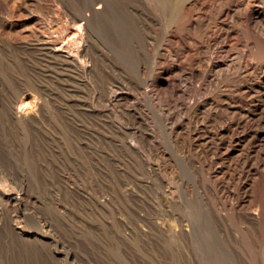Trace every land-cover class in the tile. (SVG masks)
<instances>
[{
    "label": "bare ground",
    "instance_id": "6f19581e",
    "mask_svg": "<svg viewBox=\"0 0 264 264\" xmlns=\"http://www.w3.org/2000/svg\"><path fill=\"white\" fill-rule=\"evenodd\" d=\"M30 1L31 2H28L26 0H0V35H3L1 33L6 32L5 36L8 34L7 36L11 39V40L9 39V41L15 42V45H17V46H21L22 45L21 42H23V41H21L22 39H19V38L22 35L18 34V35H20L18 37L17 35L14 34L15 33L14 31H16V30L13 31L14 33L12 32L14 25H15V18L20 15V12H21V9L23 8L22 6H23L24 2L25 3L28 2L30 4L32 3L33 7L35 6V7L39 8V12H40L39 21L41 19L43 24L40 23V25H43V27H41L42 30L39 32H36L38 30V28H37V30H35L34 34H31V31H30L29 34H31V36H32V39H31L32 42L29 45L33 48V50H35L37 52V53L36 52L35 53L38 54V56L40 57V60L44 59V61H46L48 63V65H47L48 69L47 68L44 69V67H43V70H48L49 72H53L54 75L53 74L52 75L55 76V78L58 81L59 80L61 81V78H63L66 82H71V83L75 84V85H73V84H70V85L68 84V85L72 88H75L76 90H77L76 85H78V83H79V85L80 84L84 85V87H86L89 90V92H90L89 96L90 97H89V100H87L86 102H83V103L81 102V104L78 103V106L76 105L77 109L79 108L78 113H80L82 115V118L84 116L85 119H86V117L87 118L89 117L88 119H91L93 117L99 119V117L102 115L104 117L109 118V119H113L115 121V122H113V128L115 129V131L118 135L117 141L119 144L118 146L115 145L116 146L115 148L119 147L121 152L126 153L127 156H131L130 158H133L135 160V162L136 161H137V163L143 162L144 159L147 158V160L148 159L152 160L150 162L155 163L157 158L154 159L155 161L153 159H151L150 151H152V150H155L154 152L157 153V155H156L157 157L161 158L162 160L164 159V158H162L163 157L162 155H164L163 152L160 150V147H157V145L159 144L158 142L160 140L162 142V139L159 137L160 140L157 141V137H158V135H156L157 133H155L154 131H151L149 133L148 131H144L141 129V125L146 124L147 114L145 111L142 110V108H141L142 104L140 105L139 103L143 102L145 104V106L147 105L148 109L150 108L149 110H151V111L153 110L152 114H150L153 116V112L156 111L157 113H159L160 110L163 109V108L161 109V107H160V109L157 107L159 102H158V104L156 103L157 101L155 102L156 97L162 99L163 103H164V101H166L167 103L168 102L169 103L174 102L176 104V106H180L178 104H179V101L182 100L181 106H180L181 108L179 107L180 110L178 112H180L181 114L183 113L182 115H184V113H186L184 116L187 115L188 118H184L183 116L180 115V113L177 112V115L179 114L180 116H179V118H177V115H176L177 121L174 122L173 120H171L172 118L173 119L175 118V116L173 115L174 116L173 117L172 114L173 113L176 114V113L173 112L172 114H170L171 115L170 116V115H167V113H169V112H166L165 113L166 116L164 115V121L165 122H163V124H165L166 121L169 122V120H171L173 123H172V126L169 125L170 128L168 126V128L170 129V132L168 131L169 136H166V135L165 136L168 137V139H169L168 141H170L171 144H173V148H176L175 154L178 156H179V154H182L184 156L183 159L185 158L186 160H191L194 167L197 168L201 172L202 177L201 176L200 177L203 179H200L199 175L196 174L199 177V179L203 180V182H204V184H203V182L200 181V183H202L201 186L203 187L205 184H207L208 186L205 185L207 187L204 186L205 188H202L205 191L204 194L200 191L197 192L198 190H196V192L199 193V195L197 194L198 197L193 198V195L191 194L189 197V199H190L189 201H188L187 196H186L187 201L186 200L183 201L182 200L184 198L182 196L183 194L181 195L182 197L178 195V191L181 190V188L180 189H179V187L177 188L178 184L176 185V187H174L173 183H176V182H174V181L171 182V180H168L166 183L164 182L165 184H163L162 183L163 180L160 178V180H162L161 181L162 184H160V182H158V181L156 182V180H158V179H156L155 182L157 184H155V186L152 184L151 187H153V188H151L150 194L148 193L149 187L146 188L147 193L149 194V196H148L149 201L148 202L152 206L151 208L153 210H148L149 212L147 211V215L145 214V216H144V214H143V216H141L142 214L140 215L139 221H140V223L143 224L142 226H144V229H142L141 226L139 225V221H137V223L135 222L136 225L133 226L134 228H132V227L130 228V229H132V231L131 230L130 231L132 232L133 247L135 250H137V251L141 250L139 244H141V243L144 244L143 242H141V243L138 242V241H140L139 238L144 237V239H147L149 237L148 235L151 234L152 231L157 232V234L160 235L161 238L162 237L166 238V239L162 238L161 239L162 241L165 239L166 241H168L169 244H172V245L175 244V246H176V244L177 245L179 244V246L183 245L184 244L183 242L185 239H189V240L191 239L193 241L194 239L199 238V236L197 237L196 232L198 231V229H200L199 227H201L200 223H202L205 226V227L202 226L204 229L207 230L209 228L210 225H207L208 226L207 227L204 224V221L206 224H209L207 222L211 221L213 223V225H211V226L216 228V229L214 228V231L215 230L217 231V229H218V227L215 226L216 224H218V225L224 224L225 225L224 227H228L229 225L226 226V224L229 223L231 227L234 226L236 228L237 234L238 233L241 234L240 236L243 237L244 242L248 241V240H249L248 242H250V238L254 239L259 234H264V23L262 25L260 24L261 26L259 24L258 25L256 24L257 20L264 21V12H259L256 9V3H257V1H260V0H30ZM257 4L259 5L261 3H257ZM28 6H30V5H28ZM26 7H24V8H26ZM262 7H263V5H262ZM33 9H35V8H33ZM39 12L37 11L38 15H39ZM37 17H39V16H37ZM187 30L190 32V34H192L191 36L189 35L191 40L189 41V43H187L189 45V47H186L187 45L184 46L183 48L181 47L182 50H180L179 51L180 53H178L177 48L184 45L183 43H182V45H180L181 44L180 38L183 37V35L178 38L179 33L181 35V32H185ZM188 31L186 33H188ZM186 33H184L185 36H187ZM31 36H29V37H31ZM185 36H184V38H185ZM6 37H3V38L5 39ZM29 37H27V38L30 39ZM157 37H161V41H164L163 43H167V47L166 46L162 47L164 45H160V43H159L160 46L158 45L155 47L154 46L155 43H153V41L154 42L158 41V39H156ZM27 38H25V39L23 38V40L26 41ZM4 39H3V41H4ZM5 41H6V39H5ZM5 41L3 43H5ZM9 41H6V43ZM141 41H142V44L145 46L140 44ZM28 43H30V42H28ZM102 45L110 47L115 52L116 51L120 52L119 55L123 54L122 56H124V54H126L129 51L131 53H136L138 55V58L142 57L141 58L142 61H139L138 58L136 59L139 61V63L137 64L138 67L135 69L137 70V73L140 76L139 78L142 79V80L140 79L141 82H139V81H138L139 83L136 82L138 84L134 90L136 92H134V93L132 91L130 92L131 87H130V89L126 88L125 83L123 84V83L117 82L115 80L113 81L114 83H109L106 85H104L103 84L104 82L102 81L103 83L102 82L101 83L103 85L100 88L99 84H101V83L98 84L97 73H98L99 69L103 66V62H106V60H105L106 57H104V59H103V56L107 55L104 52L105 50H103L104 48L102 47ZM155 45H157V44H155ZM11 46L12 45H10V47ZM142 46L145 48H143ZM26 48L27 47H25L24 50ZM11 49H8L7 52ZM15 49L16 48H14V50ZM105 49H107V48H105ZM111 49H109L108 54H109V52H110V54L112 52H114ZM4 50H6V49H4ZM4 50H3V52H4ZM24 50H23V52H24ZM17 51L19 52V50H17ZM25 51H27V50H25ZM183 51L185 52V54L187 52V56H189L191 54L190 57H192V58L189 59L190 61L188 60L189 62L186 60L188 58L184 59L181 56H179L182 54ZM9 52H8V54H9ZM12 52H10L9 57L15 58L16 56L12 57V55H11ZM18 52H16V53H18ZM29 52H30V50H29ZM19 53H18V55H19ZM15 54H13V55H15ZM31 54H33V53H31ZM119 55L116 58H119ZM135 56H133V57H135ZM6 57H7V55H6ZM128 57L130 59H132L131 58L132 56L129 55ZM128 57L126 56L125 58H128ZM116 58H114V59H115L116 64H118L117 65V67H118L119 63H117ZM120 58H119V60H120ZM125 60H127V59H125ZM14 61H16V60H14ZM18 61H16V62H18ZM133 61L135 64L138 62V61L135 62V60H133ZM26 62H28V61H26ZM42 62L43 61L41 60V62L38 63L39 64L38 66H40V64ZM115 62H113V63H115ZM118 62H120V61H118ZM128 62L129 61H127L126 64ZM148 62H151V64H152L151 67L149 66L150 64ZM8 63H10V61ZM34 63H37V62L34 61ZM23 64L25 65L26 63L24 62ZM42 64H44V63H42ZM129 64H132V63H129ZM185 64H189L192 67H186L187 65H185ZM13 65H14V63H13ZM24 65H22V69L25 68ZM35 65H37V64H35ZM113 65H115V64H113ZM148 66L150 68H148ZM18 67L20 68V66H18ZM30 67H31V65H30ZM10 68H12V67H10ZM17 68H16V72L18 75L17 74L16 75H17V78L19 79V78H22L24 76V74L22 76L23 72H21V69H20V71H19V69L17 70ZM40 68H41V66H40ZM113 68L115 69L116 67H113ZM127 68H131V67L127 66ZM4 70L2 71L3 73H5ZM26 70H28V69H26ZM26 70H23L24 73ZM32 70H31V73L33 74ZM39 70H41V69H39ZM101 70H102V68H101ZM179 70H180V72H179ZM105 71H107V70H105ZM109 71H111V73H113L111 68ZM176 71L181 73L180 75L178 74L180 77L177 76V73L175 75H173ZM6 72L8 73V70ZM49 72H48V74H50ZM132 72H133V70H132ZM185 72H188L189 76H192L194 78L199 77L201 79V80H199V81H201V83H198V84H200V85H197V86L191 85L192 87L185 85V87L181 88L178 85V81L182 80V76L185 74ZM13 73H15V71H13ZM122 73H125V72H122ZM209 73H210V76H211V74H213L212 79H209ZM28 74H30V73H28ZM37 74H39V73H37ZM125 74H127V73H125ZM42 75H43V73H42ZM127 75H129V74H127ZM34 76H36V75H34ZM37 76H39V75H37ZM165 76L169 77L170 79L165 78ZM28 77L29 76H26V78H28ZM122 77H123V75H122ZM125 77H126V75H125ZM37 78L39 79V77H37ZM184 78H185V76H183V79ZM31 79H32V77H31ZM34 79H36V77H34L33 80ZM40 79H41V76H40ZM40 79L35 80L33 83H30L31 82L30 78H29L30 82L28 81L29 83L24 82L25 79H24V81H23V79H19V80H22L23 83L17 81V82L21 83V85L18 88V83L16 82L17 88H18L17 92L16 93L13 92V98L9 99L8 101L7 100L5 101V103L7 102L6 105L3 103L5 106L3 107V111L1 110V112L4 113L2 115H5L6 118L15 127L19 128L24 133H28L27 137H29V134L32 137L31 133L41 132L42 131L41 127L44 125V118L46 116V113L44 111V107L46 106L45 104L48 102L47 100H49V99H47L45 97L44 92H42V90H41V85H42L43 80L40 81ZM53 80H55V79L53 78ZM57 80H55V81L57 82ZM65 81H64V83H65ZM192 81L194 82V80H192ZM192 81H191V83H192ZM54 82H53V84H55ZM183 82L185 83L184 80H183ZM206 82H208V85L205 84ZM43 83H44V81H43ZM47 83H49V82H47ZM115 83H117V84H115ZM180 83H181V86H182V84H184V83H182V81ZM195 83H196V80H195ZM59 84H61V83H59ZM44 86H45V84H44ZM46 86H47V84H46ZM44 88H42V89H44ZM148 88H152L151 90L155 89V90H157V92L155 91L156 93L151 94L150 91L148 90ZM61 89H59V91ZM75 89H74V91H75ZM52 90H53V88H52ZM52 90H51V92H52ZM67 90H69V89H67ZM70 90H73V89H70ZM57 91H58V87H57ZM136 93H137V95H136ZM81 94H83V93H81ZM210 94H211V96H210ZM58 96H59V94H58ZM50 97H51V95H50ZM68 97H69V95H68ZM135 97H136V100L139 101V103L137 101L136 102L134 101L135 103H132L133 101L130 102ZM52 98L55 102L56 100L54 99V96L51 97V99ZM190 98L192 99L191 101L188 100ZM61 100H60V103H61ZM67 100H69V99H67ZM72 100H73V97L71 98V103H72ZM187 100L189 102H187ZM2 102H4V101H2ZM51 102H53V101H51ZM129 102L132 104L128 105ZM126 104L128 107L123 108V106H126ZM162 104H160V105H162ZM175 104H174V106H175ZM55 105H53V107H51L52 111H50L51 112L50 114L53 118L56 119V121L54 120L55 122L58 121L60 123V125H63V127L65 126V128L66 127L68 128V130L66 129V131L68 133L71 129H72V131L76 130V133H77V130L78 131L85 130V131H88V133L90 131H92L91 128L94 126H91V128L88 127L89 125L85 124L86 123L85 120H84V122H85L84 124L87 127L83 123L76 122L77 120L75 118H77L78 116H77V112H76L77 110H75L74 106H73V108H72V106H70L71 108H69V107L63 108L64 105H62V104L57 105V106H55ZM61 105L63 107H61ZM47 106H48V104H47ZM102 106H103V108H102ZM167 107L169 108L168 105L165 106V108H167ZM100 108H102V109H100ZM171 108L173 109V107H171ZM171 108H169V110ZM121 109H123V110H121ZM174 109H175V107H174ZM149 110H148V112H150ZM175 110H177V109H175ZM47 111L49 113L48 109H47ZM162 111H164V110H162ZM172 111H174V110H172ZM155 114H154V116H157ZM81 115H79V116L81 117ZM48 116H50V115H48ZM158 116H160V114H158ZM79 118H78V121L79 120L82 121V119H79ZM152 118L154 119V117H152ZM152 118L150 121H152ZM128 119H130V120H128ZM155 119L158 120L156 117H155ZM101 120H100V122H102ZM126 120L132 121L133 124H128V121H126ZM162 121L163 120H161V123H162ZM55 122H53L54 125H55ZM58 122L56 125H58ZM88 122H87V124H88ZM96 122H98V121H96ZM100 122H99V125H100ZM7 123H5V124H7ZM48 123H49V127H50V125H52V124H51V122H48ZM79 124H83V125H79ZM137 124H140V125H138V127H136ZM126 125H128V126L133 125L134 128L133 127L129 128ZM98 126L96 125L95 127L97 128ZM151 126H150V128H151ZM160 126H161V124H160ZM163 126H165V125H162V127ZM49 127H46V128H48V130H50L51 127L50 128ZM63 127L61 126V128L60 127H58V128L62 129ZM104 127H107V125ZM65 128H63V129H65ZM94 128H92V129H94ZM44 129H45V125H44ZM53 129L55 130V128H53ZM53 129L51 130L52 132L57 131V129H56V131H53ZM97 129H99V128H97ZM97 129H95L96 132H97ZM108 129H109V127H108ZM132 129H133V131H132ZM153 129H154V127H153ZM21 131H20V133H21ZM45 131H47V129ZM60 131L61 130H59L57 132V135ZM66 131L64 130L63 133H66ZM48 132H45V133H48ZM61 132H60V135H62ZM132 132H134V133H132ZM92 133L93 132H91L90 135ZM72 134H73V132H72ZM94 134H95L94 137H98V135L95 132L91 136H93ZM102 134H100L99 136H101ZM166 134H167V131H166ZM24 135H22V136H24ZM41 135H39V136H41ZM44 135H46V134H44ZM64 135H66V134H64ZM83 135L82 136L80 135V136L83 137ZM159 135H161V134H159ZM80 136H78L79 139L81 138ZM85 136L88 137V135H86V133H85L84 137ZM91 136H89V137H91ZM103 136H105V135H103ZM112 136H114V135H112ZM52 137H53V135H52ZM55 137H56V135H55ZM57 137H59V135ZM22 138H24V137H22ZM62 138L63 137L60 136V140L63 141L64 139H62ZM57 139H59V138H57ZM67 139L69 140V138H65V140H67ZM73 139L75 140L74 137H73ZM112 139H114V138H112ZM27 140H30V139L27 138ZM27 140H25V142H27ZM41 140H43V139H41ZM81 140H82V138H81ZM104 140H106V139H104ZM115 140H113V141H115ZM39 141H40V139H39ZM62 141H60V142H62ZM83 141H85V140H82L81 142L84 143ZM99 141L100 140H98V142ZM55 142H56V140H55ZM67 142L68 141H66L65 143L67 144ZM110 142L112 144V140ZM70 143H71V141H70ZM92 143H95L94 140ZM92 143H91L90 147H92ZM113 143L116 144L115 142H113ZM43 144H44V142H43ZM89 144H88V146H89ZM99 144H100V142H99ZM103 144H104V142H103ZM85 145H87V144H85ZM108 145L112 146L109 144V141H108ZM31 146H34V145L31 144ZM37 146H39V144ZM71 146H72V144H71ZM77 146L79 148L81 145L79 146L76 144V146H74V147H77ZM57 147H59V144L55 148H57ZM66 147H69V144ZM222 147H225L224 150L226 151L225 155L227 157H226L225 161L224 160L222 161V159L224 157L222 158L221 156L218 155V153H220V152L217 153V150H219ZM26 148H28V146ZM101 148L103 149V148H107V147L101 146ZM58 149L59 148H57L56 150H58ZM95 149L94 150L92 149V150L98 151V152H96L97 154L95 153V158H96V155L99 154L100 148L97 150H95ZM27 150L25 149V151H27ZM68 150L70 152L72 151V149L71 150L68 149ZM74 150H75V148H74ZM224 150H223V152H225ZM47 151H48V149H47ZM89 151H91V150H89ZM105 151H109V149L108 150L105 149L104 152ZM111 151H110V153H111ZM76 152H77V149H76ZM79 152H80V150H79ZM79 152H77V153H79ZM81 152H82V150H81ZM85 153H82L81 155L83 156V154H85ZM87 153H89V152H87ZM107 153H109V152H106V154ZM165 153H166V151H165ZM44 154L45 153H43V155ZM106 154L104 153L103 155H106ZM221 154H223V153L221 152ZM29 155L30 154H27V156H29ZM31 155L33 156V154H31ZM176 155H173V156L176 157ZM24 156H26V155H24ZM110 156H111V154H110ZM121 156H123V155L121 154ZM84 157H86V155H84ZM114 157L117 158L116 155ZM159 158H158V161H159L158 163H161ZM181 158H182V156H181ZM119 159H122V158H120V156H119ZM37 160H38V158H37ZM130 160H132V159H130ZM147 160H146V162H147ZM180 160H177V161L179 162ZM33 161H35V160H33ZM95 161H96V159H95ZM117 161H118V159H117ZM117 161H116V164H117ZM122 161H123V159H122ZM163 161L165 162V159ZM125 162H126V160L124 161V163ZM191 162L189 161V163H191ZM30 163H32V161ZM97 163H99V161ZM137 163H135V164L137 165ZM143 163H145V162H143ZM143 163H141V165ZM182 163L185 164L186 162H182ZM156 164H157V161H156ZM218 164H220V165H218ZM102 165H99L98 168H100V166H102ZM121 165H123V164H121ZM139 165L140 164H138L137 166H139ZM141 165H140L139 169L142 168L143 166L146 167L145 165H143L141 167ZM157 165H161V164H157ZM31 166H34V165H31ZM120 166L118 167L119 169H121ZM124 166H126V165L124 164L123 168H124ZM130 166H133V165H129V167ZM149 166H150V164H149ZM94 167H96V165ZM102 167L105 169L106 168L109 169L108 167H104V166H102ZM150 167H151V169L148 168V170L150 169V171L152 170V172H156V171H154L155 170L154 166L152 167V165H151ZM194 167H193V169H194ZM47 168H49V166ZM66 168H68V167H66ZM127 168L128 167H125V169H127ZM113 169H114V166H113ZM135 169L137 170L138 167ZM188 169H189V166H188ZM11 170H10V172H11ZM116 170H115V172H118ZM0 171H2V170L0 169ZM4 171H6V170H4ZM104 171L107 172V170H104ZM128 171H130V170H128ZM2 172H1V174H2ZM97 172H100V170ZM103 172H102V174H103ZM123 172L125 173V170ZM123 172H122V174H123ZM138 172L139 171H137V174H136L134 171L135 175L138 176ZM143 172H144V170H143ZM143 172L141 169V171L139 173H143ZM157 172L161 173V171H157ZM200 172H198V173L200 174ZM126 173H125V175H126ZM5 174L10 175L8 172ZM12 174H13V171H12ZM116 174H118V173H116ZM131 174H133V173H131ZM131 174L130 175L128 174L129 176L128 175L127 176L130 177ZM164 174H166V173H164ZM164 174H163V176H164ZM13 175H15V174H13ZM148 175L149 174H147L145 176V178H146L145 180L150 178ZM151 175H152V173H151ZM10 176L12 177V175H10ZM19 176H20V174H19ZM121 176L122 175L120 173V177ZM137 176H135V177L137 178ZM160 176L162 177V175H160ZM5 177H7V176H5ZM128 177H126V178H128ZM132 177H134V176H132ZM156 177H158V176H156ZM165 177L166 176H164L163 178H165ZM118 178H119V176H118ZM118 178L116 180H118ZM121 178H119V179L121 180ZM141 178H142V176H141ZM166 178L169 179L168 177H166ZM152 179H153V177H152ZM152 179L150 178V180H152ZM197 179L198 178H196V180ZM128 180L129 179H126L123 182L127 181V183H128ZM142 180H143V178H142ZM139 181H140V179H139ZM136 182H137V179H136ZM150 182H152V181H150ZM116 183H117V181H116ZM14 184H16V183L14 182ZM142 184H144V183L142 182ZM113 185L114 184H112V187L114 189ZM125 185H127V184L125 183ZM128 185H130V184H128ZM146 185L148 186V183L145 184V186ZM18 186H19V182H18ZM118 186H119V184H118ZM121 187H122V185H121ZM121 187L119 186V188H121ZM192 187L193 186L188 187V188L189 189L191 188L192 190L191 189L190 190L193 191L194 187L193 188ZM116 189L117 188H115V190ZM124 189H126V190H124L125 192L122 191L121 195L119 194L120 195L119 199L120 198L121 199L120 200L118 199V202L119 201L120 202L117 203L116 202L117 200L115 202H113V204H116V203L120 204L119 205L120 208L118 210L119 216H123L124 214L129 213V212L126 213V211H125L126 208L124 209L125 202H126V200H128L127 202H129L128 198L132 199V197H134L135 195H138L137 193H139L138 191H136L134 189V187H132V183H131V187L127 186ZM141 189H144V188H141ZM183 189H185L184 186H183ZM189 189H188V191H189ZM199 189H201V188H199ZM21 190L18 191V193L11 194L10 196L9 195L6 196L2 191H0V219L3 218V217H1L3 215L2 214L3 210H5V211L9 210V213H10V210H12L11 212H13L14 211L13 209L18 208V206L21 204V202H20V199H21L20 196L22 194ZM22 191H24V190H22ZM116 194H117V192L115 193V195ZM148 194H145V195L147 196ZM115 195H113L112 199L114 198ZM164 196L167 197V200L170 202V204H168V202L166 203ZM104 198H105V200L104 199L101 200V203L104 202V204L106 205L107 204V203H105V201L107 199L106 195L104 196ZM143 198H141V199H143ZM133 199H136V197H134ZM145 199H147V198H145ZM136 200H138V199H136ZM23 202L25 203L26 201H23ZM140 204L142 205L141 202H140ZM141 205H139V207ZM24 206H27V205L24 204ZM136 206H138V205H136ZM143 206H142V208L144 209ZM133 207L136 210L137 207L135 208L134 204H133V206H131V208H133ZM19 209H20V207H19ZM140 209L141 208H139V213H140ZM129 210L131 211V209H129ZM224 212L227 215H223ZM134 215H135V213H134ZM132 216H133V214H132ZM132 216H127V217H132ZM223 216H225V218ZM16 217H17V215H16ZM136 218H138V217H136ZM13 219H15L14 216H13ZM13 219H11V220L13 221ZM22 219L23 218H21V220ZM125 219H123V220H125ZM132 219H135V218H132ZM225 219L228 221L227 223H225ZM11 220H10V222H12ZM18 220H20V219L18 218ZM18 220H16L14 225H9V226H11L9 228V230L10 229L13 230L17 234V236H19L23 240L35 242V241H38L40 238H42L40 240L44 239L46 241H50V243H48V242H46V243L51 244L53 242V240L55 239V238L52 239V237H50L49 232H48V234H46L47 232H45V230H44L45 234L42 232V235L43 234L44 235L41 237L35 233L18 231V226L20 227L23 225V223L21 225V221H18ZM123 220L120 219V224L123 223ZM207 220H209V221H207ZM134 221H136V220H134ZM134 221H132V222H134ZM132 222H130V223H132ZM7 224H10V223H7ZM133 224H131V226ZM118 226H120V225H118ZM25 227H26V225H25ZM234 227L232 229H234ZM121 228H123V227H121ZM211 228H209V229H211ZM5 229H6V227H5ZM23 229H25V228L23 227ZM42 229H44V228H42ZM46 229H48V228L46 227ZM119 229L120 228L118 227V230ZM127 229H128V227H127ZM202 229H200V231ZM223 229H222V231H223ZM11 230H10V233H11ZM148 230H150L151 232L149 233ZM206 230L204 232H206ZM211 230H210V232H211ZM234 230H232V231H234ZM49 231H50V228H49ZM210 232H209V235L211 234ZM226 232L228 233V231H226ZM15 233H13V235H15ZM197 233H199L198 235H200V232H197ZM213 233L215 234L216 238L219 239V242H220L221 238L219 236H221V235L219 234L217 237L216 233L215 232H213ZM126 234H128V233L125 232L124 235L126 236ZM204 234L205 233H203V235ZM207 234H208V231H207ZM214 234H212V237ZM221 234H223V232ZM225 234H223V235H225ZM231 234H232V232H231ZM235 234L236 233L234 232L233 235H235ZM121 235H123V234H121ZM209 235L207 237H209ZM227 235H226V237H227ZM233 235H232V237H233ZM202 236H200L201 239L205 238V237L202 238ZM240 236H239V238L236 236L238 238V240L241 239ZM150 237H151V235H150ZM210 237H211V235H210ZM212 237H211V239H212ZM228 237H229V235H228ZM228 237H227V239H228ZM153 238H155V237H152V239ZM157 238L158 237L156 236V239ZM181 238H182V240L184 239L182 241L183 244H180ZM233 238H230L231 241ZM148 239H151V238H148ZM209 239L208 240L205 239V240L208 242ZM215 239H214V241H215ZM222 239H223V237H222ZM234 239L236 240V238H234ZM253 239H252V242H253ZM261 239H262V236H261ZM126 240L129 241L128 237H127V239H125V241ZM130 240H132V239H130ZM122 241H124V240H122ZM125 241H124V244L127 243V241H126V243H125ZM162 241H161V243L159 242V245L157 244L158 247H160V244L164 245V244H162ZM188 241H187V243H188ZM199 241L196 240L194 242V246ZM206 241L201 240V242H205V243H206ZM231 241H230V244H231ZM129 242H132V241H129ZM145 242H147L149 244L150 241L149 242L145 241ZM201 242L199 243V245H196V246L199 247L200 244L203 246V244ZM216 242L218 244V241H216ZM216 242H215V244H216ZM244 242L242 241V243H244ZM263 242H261V244ZM41 243H43V241ZM41 243L39 242V244H41ZM55 243H56V240H55ZM168 243H166V244H168ZM189 243H191V242H189ZM237 243H238V241L236 242V244ZM153 244H154V242L152 243V245ZM209 244H211V243H209ZM227 244H226V246H228ZM234 244L235 243H233V241H232L231 245L234 246ZM36 245H38V244H36ZM52 245H54V244H52ZM152 245L150 244V246H152ZM206 245H208V244L207 243L205 244V247H204L205 250L207 247ZM213 245H211L212 246L211 248H214ZM244 245H245V243L243 244V246L241 245V247H245ZM141 246H143V245H141ZM168 246H170V245H168ZM208 246H210V245H208ZM123 247H124V245H123ZM144 247L145 246H143V248ZM155 247L154 248L152 247L153 250L155 249ZM163 247H165V246H163ZM167 247H166V249H168ZM191 247H192V245H191ZM216 247H219V245L215 246V248ZM235 247H238V246H235ZM128 248H130V247H128ZM143 248H142V250H143ZM188 248L187 249L185 248V249L188 250ZM199 248L201 249V246ZM204 248H202V249H204ZM211 248H209V250ZM219 248L223 249V247H219ZM225 248H229V247H225ZM148 249H150V247H148ZM177 249L178 248H176V251H177ZM182 249H183V247H182ZM194 249L199 250L197 247H194ZM207 249H208V247H207ZM135 250H132V251H135ZM144 250H146V248ZM147 250H146V253H147ZM174 250H175V248H174ZM226 250L227 249H225V251ZM137 251H135V252L137 253ZM149 251H152V250H149ZM170 251L171 250H169L168 253ZM215 251H217V250H215ZM219 251H221V250L219 249ZM219 251L216 253H219ZM253 251H254V248H253ZM261 251H262L261 253L264 255L263 250H261ZM59 252H60V250H59ZM171 252H173V251H171ZM183 252H185V251H183ZM183 252H181V250H180V252H178V253H183ZM204 252H206V251H204ZM142 253L143 252H141V253L138 252L140 257L142 255ZM195 253L199 254L198 252H195ZM157 254H158V252H157ZM174 254H176V252ZM185 254L188 255L189 253L187 252V253H184V255ZM197 254H195V255L197 256ZM206 254H207V252H206ZM150 255H154V254L151 253ZM202 255H204V254L203 253L200 254V258L198 256L197 257L199 258L198 259L199 261L202 260V262H203L204 257L201 258ZM209 255L210 254H208V256ZM214 255L218 256V255H220V253L214 254ZM148 256L149 255H147V257ZM181 256H182V254H181ZM210 256H212V253ZM215 256H214V258H216ZM132 257H133V255H132ZM179 257H180V254H179ZM263 257L264 256H262V258ZM66 258H68V257H66ZM134 258L135 257H133V260H134ZM214 258L210 257V260L213 259V264L215 261ZM218 258L220 259V257H218ZM219 259L216 261H219ZM205 260L207 262V258H205ZM210 260L208 258L209 262H210ZM133 262L134 261H132V264H133ZM136 263H138V262L136 261ZM160 263H161V261H160ZM199 263L201 264V262H199ZM232 263L236 264L235 262H232ZM142 264H144V263H142ZM203 264H207V263L204 262Z\"/></svg>",
    "mask_w": 264,
    "mask_h": 264
},
{
    "label": "rangeland",
    "instance_id": "374dc122",
    "mask_svg": "<svg viewBox=\"0 0 264 264\" xmlns=\"http://www.w3.org/2000/svg\"><path fill=\"white\" fill-rule=\"evenodd\" d=\"M26 1H28V2H31L30 0H26ZM264 0H260V1H257V3H261V4H257L256 3V9L259 11V12H264V2H263ZM25 3L24 2V4H23V8L21 9V12H20V15L19 16H17L16 18H15V25H14V28H13V30H12V32L14 31V30H16V31H14L13 33L15 34V35H17L18 37L20 36V35H18V34H21L22 36L19 38V39H22L21 41H23V42H21V46H17V45H15V42H12V41H9V37L7 36H5V34H6V32H3V33H1V34H3V35H0V169L3 171H0V174H1V172H2V174L4 173H9L10 175H12V177L10 176V175H8V174H1L0 175V191H2L6 196H10L11 194H15V193H18V191H20L21 189L22 190H24V191H22L21 190V196H20V202H21V204L18 206V208H16V209H13L14 211L13 212H11L12 210H10V213H9V210H3V215L1 216V217H3L2 219H0V264H132V261H134L135 263H136V261L138 262V263H136V264H142V263H144V264H200L199 262H201V264H203L204 262L205 263H209V264H213V259H211L210 260V257L211 258H214V254H219L220 253V255H216L215 257L216 258H214V264L216 263V264H234V263H232V262H235L236 264H264V257L262 258V256H264L261 252V250H263V252H264V234H259L257 237H255L254 239H253V242H252V239L250 238V242H248V241H245L244 242V240H243V237H241L240 235V233H238L237 234V232H236V228L234 227V226H230V224L229 223H227L228 221L225 219V223H227L226 224V226H228V227H224L225 225L224 224H214L216 227H218V229H217V231L215 230L214 231V228L215 227H212L211 225H213V223L211 222V221H209V220H207V221H209V222H207V223H209V224H206L205 223V221H204V224L207 226V225H210L209 226V228H211V229H204L203 227H205L202 223H200V226L201 227H199L200 229H202L201 231H200V229H198V231L197 232H200V235H198L199 233H197L196 232V234H197V237L199 236V238H197V239H194L195 241L196 240H200L196 245H199V243L201 242V240H203V241H206V240H208L209 238V243H211V244H209L207 241H206V243L208 244V245H210V246H208V245H206L207 247H208V249H207V247H206V250H205V242H201L202 244H203V246L200 244V246H201V249L202 248H204V249H200L198 246H194V240L192 241L191 239L189 240V239H183L184 240V244L182 243V238H181V243L180 244H183V245H180L179 246V244L177 245L176 244V246H175V244L174 245H172V244H169L168 243V241H166L165 239V237H162V238H165L163 241L161 240L162 238H161V236L160 235H158L157 234V232H155V231H150V230H148L149 231V233L151 232V234H149L148 236V238H151L152 239V237H155V238H153L152 240L151 239H144V237H142V238H139V240L140 241H138L139 243H141V242H143L144 244H139L140 245V249L141 250H135L134 249V247H133V237H132V229H130L131 227L132 228H134L133 226H135L136 225V223H137V221H139V219H140V215L141 216H143V214H144V216H145V214L147 215V211L148 210H153L151 207V205L149 204V194H150V192H151V188H153V187H151L152 186V184L155 186V184H157L156 182L158 181V182H160V184H165L168 180H171V182L172 181H174V182H176V183H173L174 184V187H176V185L178 184V186H177V188L179 187V189L181 188V190H177L178 191V195L179 196H181L182 194V196L184 197L182 200L184 201V200H186L187 199V197H188V201L190 200L189 199V197H190V195L192 194L193 195V198H196V197H198V195H199V193H197V192H202L203 194H204V190L202 189V188H205V187H207L208 185L207 184H205V185H207V186H201L202 185V183H200V181L201 182H203V180H200V179H203V178H201L202 176H201V172L197 169V168H195L194 167V165H193V163L191 162V160H186L185 158L183 159V155L182 154H179V156L178 155H176L175 153H176V151H175V149L176 148H173V144H171V142L170 141H168L169 139H168V137H166V136H169L168 135V133L170 132V126H172V121L171 120H173L174 122L175 121H177L176 120V115H177V112L180 110V106H181V102H182V100L181 101H179V104L178 105H180V106H176V104H175V106H174V104L173 103H167L166 101H164V103H163V101H162V99H160V98H157L156 97V100H155V102L158 104V102H159V106L157 105V107L160 109V107H161V109L162 110H164V111H162V110H160V112L159 113H157L156 111L155 112H153V116L152 115H150V114H152V111L151 110H149L148 109V107H147V105L145 106V104L142 102V103H139V101H137L136 100V97L135 98H133L130 102H132V103H135L136 101L142 106H140L141 108H142V110L143 111H145L146 112V114H147V120H146V124L145 125H141V129L142 130H144V131H148L149 133L151 132V131H154L155 133H157L156 135H158V137H157V141H159L160 139H159V137L162 139V142H161V140L158 142L159 144L157 145V147H160V150L163 152V154L164 155H162L163 157L162 158H164L165 159V162L161 159V158H159V157H157L156 155H157V153H155L154 151L155 150H152V151H150V153H151V159H156V161H157V164H161V165H157L156 164V161H155V163H153V162H150V161H152V160H147V158L146 159H144V161L143 162H145V163H143V162H138L137 163V161L135 162V160L133 159V158H130L131 156H127L126 155V153H124V152H121V150H120V148L119 147H117V148H115L116 146L115 145H119L118 144V138H117V133H116V131H115V129L113 128V122H115L113 119H109V118H107V117H104L103 115L102 116H100L99 117V119H97V118H95V117H93V118H91V119H88L87 117H86V119H85V117L83 116V118H82V115L80 114V113H78V111H79V108L77 109V106H78V103L79 104H81V102L83 103V102H86L87 100H89V95H90V92H89V90L86 88V87H84V85H82V84H80L79 85V83H78V85H76L77 87V90L75 89V88H72V87H70L69 85L70 84H73V83H71V82H66L63 78H61V81L59 82L56 78H55V76H53L54 75V73L53 72H49L48 70H43V67H44V69H48V67H47V65H48V63L46 62V61H44V59H41L43 62L42 63H44V64H40V66H41V68H40V66H38L39 64L38 63H40L41 62V60H40V57L38 56V54H36L37 52L35 51V50H33V48L29 45V44H31V39H32V36H31V34H34L35 33V30H37V28H38V30L36 31V32H39V31H41L42 30V28L41 27H43V25H40V23L41 24H43L42 23V21H41V19H40V21H39V18H40V12H39V8H37V7H33V4L31 5L30 3ZM27 4V5H26ZM27 7H26V6ZM28 5H30V6H28ZM58 5V4H57ZM262 5H263V7H262ZM24 7H26V8H24ZM35 8V9H33V8ZM38 9V10H37ZM37 11L39 12V15L37 14ZM37 14V15H36ZM37 16H39V17H37ZM262 20H257V25L259 24H263L264 23V21H262ZM260 25V26H261ZM40 26V27H39ZM52 27V26H51ZM30 31H31V34H29L30 33ZM188 31V30H187ZM187 31H185V32H181V35H180V33H179V36H178V38L180 37V36H182L183 35V37H181L180 38V45H182V43L184 44V45H182V46H180L179 48H177L178 49V53H180L179 51L180 50H182V48L184 47V46H186V47H189V45L187 44V43H189V41L191 40L190 39V37H189V35L191 36L192 34H190V32L188 31V33H186ZM20 32V33H19ZM184 33H186L187 34V36H185L184 35ZM27 35V36H26ZM24 36V37H23ZM29 36H31V37H29ZM184 36H185V38H184ZM2 37V38H1ZM3 37H6L5 39H6V41H9V42H7L6 43V41H5V39L3 38ZM27 37H29L30 39H28ZM188 37V38H187ZM23 38L25 39V38H27V40L25 41V40H23ZM160 38V39H159ZM3 39H4V41H5V43H3L4 41H3ZM156 39H158V41H156V42H154L153 41V43H155V44H157V45H155L154 44V46L156 47V46H158L159 45V43H160V45H164V46H162V47H167V43H163L164 41H161V37H157ZM187 39V40H186ZM11 40V39H10ZM186 40V41H185ZM3 41V42H2ZM30 42V43H28V42ZM163 43H161V42ZM183 41V42H182ZM2 42V43H1ZM11 42V43H10ZM158 42V43H157ZM9 43V44H8ZM14 45H13V44ZM25 43V44H24ZM152 43V42H151ZM140 44H142V41H141V43ZM148 44V43H147ZM10 45H12L11 47H10ZM29 45V46H28ZM143 45V44H142ZM159 45V46H160ZM143 46H145V45H143ZM142 46V47H143ZM6 47V48H5ZM10 47V48H9ZM20 47V48H19ZM25 47H27L25 50H27V51H25L24 50V48ZM31 47V48H30ZM102 47L104 48L103 50H105L104 52L107 54V55H104L103 56V59H104V57H106L105 58V60H106V62H103V66L101 67L102 68V70H101V68L99 69V71H98V73H97V81H98V84L99 83H101L102 81L104 82H102L104 85H106V84H109V83H114L113 81L115 80V81H117V82H121V83H125V87L126 88H129L130 89V87H131V89H130V92L132 91L133 93L134 92H136V91H134L135 90V88H136V86L138 85L137 83H139V82H141V78H139L140 76H139V74L137 73V70L135 69V68H137L138 67V63H139V61H142V57L140 58H138V55L136 54V53H131V52H127L126 54H124V56H122L123 54H121V55H119L120 54V52H118V51H114L113 49H111L110 47H107V46H103L102 45ZM130 47V46H129ZM182 47V48H181ZM13 50H12V49ZM14 48H16L15 50H14ZM19 48V49H18ZM105 48H107V49H105ZM143 48H145V47H143ZM181 48V49H180ZM4 49H6V50H4ZM8 49H11V50H9L10 52H12V57H15V58H11V57H9V54H10V52H9V54H8V52H7V50ZM30 50V52H29V50ZM109 49H111L112 51H114V52H112L111 50V54H110V52H109V54H108V51H109ZM3 50H4V52H3ZM17 50H19V52L21 53H19ZM22 50V51H21ZM23 50H24V52H23ZM15 51V52H14ZM16 52H18L19 53V55H18V53H16ZM26 52V53H25ZM28 52V53H27ZM36 52V53H35ZM118 52V53H117ZM126 52V51H125ZM18 55H16V54ZM31 53H33V54H31ZM116 53V54H115ZM7 55V57H6V55ZM13 54H15V55H13ZM28 54V55H27ZM36 56H35V55ZM115 56H113V55ZM119 55V58H120V60H119V58H116V57H118V55ZM134 54V55H133ZM23 55V56H22ZM132 56L131 58L133 59V60H135V62H137L138 60H136L137 58L139 59V61L135 64L134 63V61L132 60V59H130L128 56ZM137 57H136V56ZM21 56V57H20ZM38 56V57H37ZM112 58H110V57ZM128 57V58H125V57ZM133 56H135V57H133ZM179 56H181L182 58H184V59H186V58H188V59H186L187 61L190 59V58H192V57H190L191 56V54L189 55V56H187V52H186V54H185V52L183 51L182 52V54L181 55H179ZM186 56V57H185ZM28 57V58H27ZM116 58V61H117V63H119V66L117 67V65L118 64H116V62H115V59L114 58ZM8 58V59H7ZM22 58V59H21ZM124 58V59H123ZM11 59V60H10ZM13 59V60H12ZM19 61H18V60ZM30 59V60H29ZM32 59V60H31ZM109 59V60H108ZM125 59H127V60H125ZM129 59V60H128ZM14 60H16V61H18V62H16V61H14ZM23 60V61H22ZM108 60V61H107ZM133 62H132V61ZM10 61V63H8V62ZM13 61V62H12ZM22 61V62H21ZM26 61H28V62H26ZM34 61L35 62H37V63H34ZM118 61H120V62H118ZM123 61V62H122ZM127 61H129L127 64H126V62ZM190 61V60H189ZM188 61V62H189ZM12 62V63H11ZM16 62V63H15ZM20 62V63H19ZM26 63L25 65L23 64V63ZM47 64H46V63ZM113 62H115V63H113ZM187 62V63H188ZM13 63H14V65H13ZM18 63V64H17ZM30 63V64H29ZM129 63H132V64H129ZM149 64V66L151 67L152 66V64H151V62H148ZM11 64V65H10ZM35 64H37V65H35ZM113 64H115V65H113ZM122 64V65H121ZM20 66V68L18 67V66ZM22 65H24L25 66V68H23L22 69ZM27 65V66H26ZM30 65H31V67H30ZM128 67H131V68H127V66ZM131 65V66H130ZM135 65V66H134ZM185 65H187L186 67H192L191 65H189V64H185ZM12 67V68H10V67ZM15 66V67H14ZM18 68H17V67ZM23 66V67H24ZM34 66V67H33ZM37 66V67H36ZM46 66V67H45ZM112 66V67H111ZM124 68H123V67ZM148 66V68H150ZM113 67H116L115 69L117 70H115ZM8 70V73L6 72L7 70ZM14 68V69H13ZM16 68H17V70L19 69V71H20V69H21V72H23L22 73V76H23V74H24V76L22 77V78H19V79H23V81H24V79H25V81L24 82H28L29 81V78H30V83H33L35 80H39L40 79V76H41V79H40V81L41 80H43L44 81V83H43V81H42V85H41V90H42V92H44V95H45V97L47 98V99H49V100H47L48 102L45 104L46 106L44 107V111H45V113H46V116H45V118H44V125H45V129H44V125L41 127V129H42V131L41 132H35V133H31V135H32V137L30 136V134H29V137H27L28 136V133H24V132H22L19 128H17V127H15L7 118H6V116L5 115H2V114H4V113H2L1 112V110L3 111V107L6 105V103H5V101L7 100H9V99H11V98H13V92L14 93H16L17 92V90H18V88H19V86L21 85V83H23V81L22 80H19L18 78H17V72H16ZM35 68V69H34ZM106 68V69H105ZM108 68V69H107ZM110 68H111V70H112V72L113 73H111V71H109L110 70ZM113 68V69H112ZM4 70V72L5 73H3L2 71ZM26 69H28V70H26ZM33 69V70H32ZM39 69H41V70H39ZM107 70V71H105V70ZM130 69V70H129ZM133 70V72H132V70ZM23 70H26L25 71V73H24V71ZM30 70V71H29ZM31 70H32V72H33V74L31 73ZM36 70V71H35ZM38 70V71H37ZM13 71H15V73H13ZM35 71V72H34ZM47 71V72H46ZM135 71V72H134ZM20 72V73H21ZM30 73V74H28V73ZM48 72L51 74H48ZM101 72V73H100ZM106 72V73H105ZM122 72H125V73H127V74H129V75H127V74H125V73H122ZM131 72V73H130ZM179 72H180V70H179ZM179 72H175L173 75H175L176 73H177V76H179L181 73H179ZM37 73H39V74H37ZM42 73H43V75H42ZM45 73V74H44ZM100 73V74H99ZM17 74V75H16ZM28 74V75H27ZM33 76H32V75ZM48 76H47V75ZM53 74V75H52ZM135 76H134V75ZM179 74V75H178ZM183 74V73H182ZM186 74V75H185ZM185 74L183 75V76H185V78L183 79V76H182V80H179L178 81V85L182 88V87H185V85H188V86H190V87H192V86H197V85H200V84H198V83H201V81H199V80H201L199 77H197V78H194V77H192V76H189V73L188 72H185ZM31 75V76H30ZM34 75H36V76H34ZM37 75H39V76H37ZM45 75V76H44ZM122 75H123V77L125 78H123L122 77ZM125 75H126V77H125ZM133 75V76H132ZM188 75V76H187ZM26 76H29L28 78H26ZM119 76V77H118ZM31 77H32V79H31ZM34 77H36V79H34L33 80V78ZM37 77H39V79L37 78ZM46 79H45V78ZM55 79V80H57V82L55 81V80H53V78ZM138 77V78H137ZM180 77V76H179ZM191 77V78H190ZM212 77H213V74H211V76H210V73H209V79H212ZM52 78V79H51ZM119 78V79H118ZM165 78H169V77H167V76H165ZM193 78V79H192ZM51 79V80H50ZM63 79V80H62ZM118 79V80H117ZM127 79V80H126ZM138 79V80H137ZM141 79V80H140ZM170 79V78H169ZM186 79V80H185ZM33 80V81H32ZM132 80V81H131ZM183 80L185 81V83L183 82ZM192 80H194V82L192 81ZM195 80H196V83H195ZM17 81H19V82H21V83H19V82H17ZM51 81V82H50ZM55 81V82H54ZM64 81H65V83H64ZM124 81V82H123ZM139 81V82H138ZM182 81V83H184V84H182V86H181V82ZM191 81H192V83H191ZM18 83V88H17V83ZM28 82V83H29ZM46 82V83H45ZM47 82H49V83H47ZM53 82L55 83V84H53ZM137 82V83H136ZM209 82V81H208ZM208 82H206L205 84L206 85H208ZM59 83H61V84H59ZM99 84L100 85V88L102 87V85L103 84ZM128 83V84H127ZM194 83V84H193ZM44 84H45V86H46V84H47V86L45 87L44 86ZM51 84V85H50ZM54 86H53V85ZM63 84V85H62ZM67 84V85H66ZM69 84V85H68ZM115 84H117V83H115ZM133 84V85H132ZM135 84V85H134ZM73 85H75V84H73ZM129 85V86H128ZM192 85V86H191ZM205 85V86H206ZM16 86V87H15ZM51 86V87H50ZM56 86V87H55ZM63 88H62V87ZM128 86V87H127ZM45 87V88H44ZM57 87H58V91H57ZM60 87V88H59ZM67 87V88H66ZM69 87V88H68ZM42 88H44V89H42ZM52 88H53V90H52ZM63 90H62V89ZM59 89H61L60 91H59ZM67 89H69V90H67ZM70 89H73V90H70ZM74 89H75V91H74ZM152 88H148V90L150 91V93L151 94H154V93H156L157 92V90H155V89H153V90H151ZM51 90H52V92H51ZM81 90V91H80ZM128 90V89H127ZM49 91V92H48ZM80 91V92H79ZM156 91V92H155ZM48 92V93H47ZM59 92V93H58ZM77 92V93H76ZM127 92V91H126ZM129 92V91H128ZM47 93V94H46ZM55 93V94H54ZM81 93H83V94H81ZM85 93V94H84ZM54 94V95H53ZM58 94H59V96H58ZM62 96H61V95ZM15 95V94H14ZM47 95V96H46ZM49 95V96H48ZM50 95H51V97H53L54 96V99L57 101H55L54 102V100H53V98L51 99V97H50ZM67 95V96H66ZM68 95H69V97H68ZM79 97H78V96ZM85 95V96H84ZM136 95H137V93H136ZM135 95V96H136ZM81 96V97H80ZM210 96H211V94H210ZM49 97V98H48ZM63 97V98H62ZM73 97V100H72V103H71V98ZM4 98V99H3ZM57 98V99H56ZM59 98V99H58ZM62 100H61V99ZM3 99V100H2ZM64 99V100H63ZM67 99H69V100H67ZM158 99V100H157ZM160 99V100H159ZM176 99V98H175ZM4 101V102H2V101ZM60 100H61V103H60ZM77 100V101H76ZM189 101H191L192 99L190 98V99H188ZM187 100V102H189ZM51 101H53V102H51ZM66 101V102H65ZM135 101V102H134ZM51 104H50V103ZM77 102V103H76ZM129 102V104L128 105H130V104H132V103H130ZM5 105H4V104ZM53 103V104H52ZM59 103V104H58ZM89 103V102H88ZM163 103V104H162ZM47 104H48V106H47ZM56 104V105H55ZM60 104H62V105H64V107L61 105V107H63V108H65V107H69V108H71L70 106H72V108H73V106H74V108H75V110H77L76 112H77V118H75L76 120V122H79V123H85L86 125H89L88 127H90L91 128V126H98L99 125V122H100V120L102 121V122H100V125L97 127V128H99L100 130L104 127V126H106L107 125V127H104L101 131L99 130V129H97L96 127L94 128V127H92V128H94V129H92L91 128V130L92 131H90L89 133H88V131H85V130H82V131H78L77 130V133H76V130L75 131H72V129L69 131V133L66 131V129L68 130V128L66 127L65 128V126L63 127V125H60V123L58 122V125H56L57 124V122H55L56 121V119L55 118H53L52 116H51V112L50 111H52L51 110V107H53V105H55V106H57V105H60ZM127 104H126V106H123V108H127L128 106H127ZM160 104H162V105H160ZM166 104V105H165ZM77 105V106H76ZM169 106V108H171V107H173V109L171 108L170 110H169V108L167 107V108H165V106ZM172 105V106H171ZM144 107V108H143ZM174 107H175V109H177V110H175L174 109ZM180 107V108H179ZM102 108H103V106H102ZM102 108H100V109H102ZM47 109L49 110V113H48V111H47ZM53 109V108H52ZM147 109V110H146ZM168 111H167V110ZM121 110H123V109H121ZM148 110L151 112H148ZM172 110H174V111H172ZM166 112H169V113H167V115H170V114H172L173 112H175L176 114H172V116L174 115L175 116V118L173 119H171V120H169V122H167L166 121V123L165 124H163V122H165L164 121V115L166 116ZM171 112V113H170ZM156 113V114H155ZM162 113V114H161ZM178 113H180V112H178ZM150 116H149V115ZM154 114L155 115H157V116H154ZM158 114H160V116H158ZM183 114V113H182ZM181 113H180V115L181 116H183L184 118H188V116L186 117V116H184L186 113H184V115H182ZM48 115H50V116H48ZM79 115H81V117L79 116ZM179 114L177 115V118H179V116H180ZM5 116V117H4ZM171 116V115H170ZM173 116V117H174ZM3 117V118H2ZM50 117V118H49ZM80 117V118H79ZM120 117V116H119ZM150 119H149V118ZM152 117H154V119H155V117L158 119V120H154ZM160 119H159V118ZM53 120H52V119ZM78 118L79 119H82V121H78ZM151 118H152V121H150L151 120ZM7 121H6V120ZM106 119V120H105ZM108 119V120H107ZM49 120V121H48ZM55 122V125L53 124V122ZM55 120V121H54ZM84 120H85V122H84ZM104 120V121H103ZM110 120V121H109ZM128 120H130V119H128ZM128 120H126V121H128ZM161 120H163L162 121V123H161ZM47 121V122H46ZM89 121V122H88ZM96 121H98V122H96ZM109 121V122H108ZM158 121V122H157ZM9 124H8V123ZM48 122H51V124L54 126H52V125H50V127H49V123ZM87 122H88V124H87ZM153 124H152V123ZM5 123H7V124H5ZM90 123V124H89ZM93 123V124H92ZM98 123V124H97ZM109 123V124H108ZM111 123V124H110ZM78 124V123H77ZM83 124H79V125H83ZM84 124V125H85ZM92 124V125H91ZM103 124V125H102ZM128 124H133L132 123V121H128ZM149 124V125H148ZM160 124H161V126H160ZM85 125V126H86ZM138 125H140V124H137L136 125V127H138ZM147 125V126H146ZM152 125V126H151ZM157 125V126H156ZM162 125H165V126H163L162 127ZM170 125V126H169ZM60 127L61 128V126L63 127V128H65V129H60V128H58V127ZM101 126V127H100ZM126 126H128V125H126ZM143 126V127H142ZM150 126H151V128H150ZM167 126V127H166ZM168 126H169V128H168ZM46 127H49L50 128V130H48V128H46ZM87 127V126H86ZM108 127H109V129H108ZM129 128L131 127H133L134 128V126L133 125H130V126H128ZM153 127H154V129H153ZM166 127V128H165ZM53 128H55V130L53 129ZM58 128V129H57ZM109 131H107L106 129ZM111 128V129H110ZM161 128V129H160ZM164 128V129H163ZM47 129V131H45ZM53 129V131H56V129H57V131L56 132H52L51 130ZM70 129V128H69ZM95 129H97V132L99 133H97L96 132V130ZM158 129V130H157ZM21 131V133H20V131ZM59 130H61L60 132H61V134L62 135H60V132L58 133V135H59V137H57L58 135H57V132L59 131ZM64 130L66 131V133H63L64 132ZM94 130V131H93ZM104 130V131H103ZM49 131V132H48ZM115 131V132H114ZM132 131H133V129H132ZM166 131H167V134H166ZM169 131V132H168ZM45 132H48V133H45ZM52 132V133H51ZM72 132H73V134H72ZM75 132V133H74ZM81 134H80V133ZM86 133V135H88V137L87 136H85L84 137V135H85V133ZM91 132H95L97 135H98V137H94L95 136V134L93 135V136H91L90 135V133ZM101 132V133H100ZM104 132V133H103ZM46 134V135H44V134ZM51 133V134H50ZM55 133V134H54ZM84 135H83V134ZM103 133V134H102ZM108 135H107V134ZM132 133H134V132H132ZM25 134V135H24ZM27 134V135H26ZM42 134V135H41ZM64 134H66V135H64ZM69 134V135H68ZM78 134V135H77ZM100 134H102L101 136H99ZM110 134V135H109ZM159 134H161V135H159ZM22 135H24V136H22ZM39 135H41V136H39ZM52 135H53V137H52ZM55 135H56V137H55ZM74 135V136H73ZM83 135V137H81V136ZM103 135H105V136H103ZM112 135H114V136H112ZM166 135V136H165ZM28 139H30V140H27V138ZM60 136L61 137H63L62 139H64L63 141L62 140H60ZM78 136H80L81 138H82V140H85V141H83L84 143H82L81 141V138L79 139V137ZM89 136H91V137H89ZM162 136V137H161ZM22 137H24V138H22ZM73 137L75 138V140L73 139ZM107 137V138H106ZM114 138V139H112V138ZM165 137V138H164ZM26 138V139H25ZM33 138V139H32ZM57 138H59V139H57ZM65 138H69V140L67 139V140H65ZM98 138V139H97ZM106 139V140H104V139ZM167 138V139H166ZM27 140V142H25V140ZM32 139V140H31ZM35 139V140H34ZM39 139H40V141H39ZM41 139H43V140H41ZM71 139V140H70ZM94 140V142L95 143H92L93 142V140ZM116 139V140H115ZM37 140V141H36ZM55 140H56V142H55ZM88 142H87V141ZM90 140V141H89ZM96 140V141H95ZM98 140H100L99 142H100V144H99V142H98ZM112 140V144H111V141ZM113 140H115V141H113ZM36 141V142H35ZM39 141V142H38ZM42 141V142H41ZM60 141H62V142H60ZM66 141H68L67 142V144L65 143ZM70 141H71V143H70ZM80 141V142H79ZM104 142V144H103V142ZM108 141H109V144L110 145H112V146H109L108 145ZM31 142V143H30ZM41 142V143H40ZM43 142H44V144H43ZM59 142V143H58ZM87 142V143H86ZM92 143V147H90V145H91V143ZM97 142V143H96ZM102 142V143H101ZM113 142H115L116 144H114ZM2 143V144H1ZM27 143V144H26ZM34 143V144H33ZM59 144V147H57V148H59L58 150H56L57 148H55L56 146H58V144ZM90 143V144H89ZM106 143V144H105ZM31 144L32 145H34V146H31ZM39 144V146H37ZM69 144V147H66L67 145ZM71 144H72V146H71ZM76 144L77 145H81L79 148H78V146L77 147H74V146H76ZM85 144H87V145H85ZM88 144H89V146H88ZM96 144V145H95ZM171 144V145H170ZM28 146V148H26L27 146ZM56 145V146H55ZM85 145V146H84ZM162 145V146H161ZM36 146V147H35ZM66 148H65V147ZM94 146V147H93ZM101 146L102 147H107L108 149H109V151H105L104 152V150L106 149V150H108L107 148H101ZM47 147V148H46ZM71 147V148H70ZM89 147V148H88ZM114 147V148H113ZM33 148V149H32ZM44 148V149H43ZM55 148V149H54ZM74 148H75V150H74ZM81 148V149H80ZM91 148V149H90ZM96 148V149H95ZM100 148V149H99ZM224 148L225 147H222V148H220L219 150H217V153L218 152H220V153H218V155L219 156H221L223 159H222V161L224 160L225 161V159H226V151L224 150ZM25 149L28 151H25ZM47 149H48V151H47ZM68 149H72V153L68 150ZM76 149H77V152H79V150H80V152H81V150H82V152L79 154V153H77L76 152ZM86 149V150H85ZM95 149V150H97V149H99V154L98 155H96V158H95V153L96 152H98V151H93V150ZM165 149V150H164ZM33 150V151H32ZM45 150V151H44ZM68 150V151H67ZM88 150V151H87ZM89 150H91V151H89ZM112 150V151H111ZM151 150V149H150ZM173 150V151H172ZM223 150L225 151V152H223ZM84 151V152H83ZM93 151V152H92ZM103 151V152H102ZM110 151H111V153H110ZM120 151V152H119ZM165 151H166V153H165ZM175 151V152H174ZM25 152V153H24ZM34 152V153H33ZM42 152V153H41ZM49 152V153H48ZM86 152V153H85ZM87 152H89V153H87ZM106 152H109V153H107L106 154ZM153 152V153H152ZM221 152L223 153V154H221ZM43 153H45L44 155H43ZM82 153H85V154H83V156L81 155ZM102 153V154H101ZM106 154V155H103V154ZM120 155H119V154ZM173 155H176V157L175 156H173ZM27 154H30L29 156H27ZM31 154H33V156L31 155ZM40 154V155H39ZM54 154V155H53ZM78 154V155H77ZM90 156H89V155ZM97 154V153H96ZM109 154V155H108ZM110 154H111V156H110ZM121 154L123 155V156H121ZM154 156H153V155ZM178 154V153H177ZM24 155H26V156H24ZM81 155V156H80ZM84 155H86V157H84ZM94 155V156H93ZM100 155V156H99ZM103 155V156H102ZM117 156V158L116 157H114V156ZM182 156V158H181V156ZM54 156V157H53ZM89 158H88V157ZM93 156V157H92ZM98 156V157H97ZM102 156V157H101ZM119 156H120V158H122L123 159V161H122V159H119ZM125 157V158H124ZM167 157V158H166ZM210 157V156H209ZM27 158V159H26ZM35 158V159H34ZM37 158H38V160H37ZM93 158V159H92ZM96 159V161H95V159ZM129 158V159H128ZM158 158H159V160H160V162L161 163H158L159 161H158ZM30 159V160H29ZM91 159V160H90ZM117 159H118V161H117ZM128 159V160H127ZM130 159H132L135 163H137V165L138 164H140L141 165V163H143L142 165H141V167L143 166V165H145L146 167H142V168H140L139 169V167H140V165L139 166H137L132 160H130ZM182 161H181V160ZM33 160H35V161H33ZM126 160V162L124 163V161ZM146 160H147V162H146ZM177 160H180L179 162L177 161ZM32 161V163H30ZM99 161V163H97ZM116 161H117V164L120 166L121 164H125L126 166H124V168H123V165H121L120 166V168L121 169H119L118 167V165L116 164ZM122 161V162H121ZM167 161V162H166ZM189 161L191 162V163H189ZM131 164H130V163ZM182 162H188L187 164L185 163H182ZM34 163V164H33ZM93 163V164H92ZM96 163V164H95ZM120 163V164H119ZM133 163V164H132ZM165 163V164H164ZM102 165V166H104V167H108L109 169H105V168H103L102 166H100V168H98V166L99 165ZM116 164V165H115ZM128 164V165H127ZM149 164H150V166L152 165V167L154 166L155 168V170L154 171H161V173L160 172H152V170L150 171V169H151V167L149 166ZM183 164V165H182ZM189 164V165H188ZM5 165V166H4ZM31 165H34V166H31ZM56 165V166H55ZM93 165V166H92ZM96 165V167H94ZM106 165V166H105ZM129 165H133V166H130L129 167ZM148 165V166H147ZM166 165V166H165ZM218 165H220V164H218ZM2 166V167H1ZM49 166V168H47ZM113 166H114V169H113ZM116 166V167H115ZM158 166V167H157ZM161 166V167H160ZM188 166H189V169H188ZM54 167V168H53ZM60 167V168H59ZM66 167H68V168H66ZM91 167V168H90ZM125 167H128L127 169H125ZM134 167V168H133ZM138 167V169L136 170L135 168H137ZM161 169H160V168ZM191 167V168H190ZM193 167H194V169H193ZM9 170H8V169ZM95 168V169H94ZM131 168V169H130ZM146 170H145V169ZM148 168H150L149 170H148ZM6 170V171H4V170ZM12 169V170H11ZM113 169V170H112ZM117 169V170H116ZM119 169V170H118ZM141 169H142V172H143V170H144V172L143 173H139L140 171H141ZM160 169V170H159ZM10 170H11V172H10ZM15 170V171H14ZM95 170V171H94ZM100 170V172H97V171H99ZM104 170H107V172L106 171H104ZM109 170V171H108ZM115 170L116 171H118V172H115ZM125 170V173L128 171V170H130V171H128L127 173H126V175H125V173L123 172ZM167 172H166V171ZM198 170V171H197ZM12 171H13V174H15V175H13L12 174ZM104 171V172H103ZM134 171H135V173L137 174V171H139L138 172V176L140 177H138L137 175H135V173H134ZM152 173V175H151V173ZM165 171V172H164ZM193 171V172H192ZM196 171V172H195ZM102 172H103V174H102ZM122 172H123V174H122ZM146 172V173H145ZM195 172V173H194ZM198 172H200V174L198 173ZM116 173H118V174H116ZM120 173H121V177H120ZM131 173H133V174H131ZM147 175V174H149L148 176L152 179V177H153V179L152 180H150V178H148L147 180H145L146 178H145V174ZM155 173V174H154ZM160 173V174H159ZM164 173H166V174H164ZM19 174H20V176H19ZM131 174V176L130 177H128L129 175ZM140 174V175H139ZM159 174V175H158ZM163 174H164V176H166V177H168L169 179H167L166 177V179L165 178H163L164 176H163ZM196 174H198L199 175V177H200V179H199V177L196 175ZM128 175V176H127ZM145 175V176H144ZM151 175V176H150ZM160 175H162V177L160 176ZM3 176V177H2ZM5 176H7V177H5ZM104 176V177H103ZM118 176H119V178H121V180L118 178ZM128 177V178H126V177ZM132 176H137V178L135 177H132ZM141 176H142V178H143V180H142V178H141ZM155 176V177H154ZM156 176H158V177H156ZM16 180H14V179ZM118 178V180H116ZM125 178V179H124ZM131 178V179H130ZM134 180H133V179ZM160 178L163 180H160ZM196 178H198L197 180H196ZM13 179V180H12ZM115 179V180H114ZM126 179H129L128 180V183H127V181L126 182H123V181H125ZM136 179H137V182H136ZM139 179H140V181H139ZM156 179H158V180H156ZM165 179V180H164ZM149 180V181H148ZM155 180H156V182H155ZM12 181V182H11ZM116 181H117V183H116ZM120 181V182H119ZM131 181V182H130ZM139 181V182H138ZM148 181V182H147ZM150 181H152V182H150ZM161 181H162V183H161ZM14 182L16 183V184H14ZM18 182H19V186H18ZM136 182V183H135ZM142 182L144 183V184H142ZM146 182V183H145ZM165 182V183H164ZM198 182V183H197ZM13 183V184H12ZM125 183L127 184V185H125ZM131 183H132V187H134V189L136 190V191H138L139 193H137L138 195H135L134 197H136V199H138V200H136V199H133L134 197H132V199L131 198H128L129 199V202H127L128 200H126V202H125V207H124V209H125V211H126V213L127 212H129V213H127V214H124L123 216H119V208H120V204H117V203H119L118 202V199H119V197H120V195H121V192L123 191V192H125L124 190H126V189H124L125 187H131ZM134 183V184H133ZM148 183V186L146 185L145 186V184H147ZM151 183V184H150ZM196 183V184H195ZM22 186H21V185ZM112 184H114L113 186H114V189H113V187H112ZM117 184V185H116ZM118 184H119V186L121 187V185H122V187L121 188H119V186H118ZM128 184H130V185H128ZM136 184V185H135ZM140 186H138V185ZM182 186H181V185ZM203 184H204V182H203ZM134 185V186H133ZM143 185V186H142ZM195 185V186H194ZM198 187H197V186ZM117 186V187H116ZM125 186V187H124ZM145 186V187H144ZM183 186H184V188L185 189H183ZM191 186H193L192 188H193V191H191L188 187H191ZM124 187V188H123ZM147 187H149L148 188V190H149V194L147 193ZM115 188H117L116 190H115ZM121 190H119V189ZM141 188H144V189H141ZM176 188V189H177ZM199 188H201V189H199ZM113 189V190H112ZM139 189V190H138ZM188 189H189V191H188ZM120 192H119V191ZM142 190V191H141ZM196 190H198L197 192H196ZM207 190V189H206ZM114 191V192H113ZM117 192V194L115 195V193ZM191 191V192H190ZM196 193H195V192ZM119 192V193H118ZM180 192V193H179ZM183 192V193H182ZM190 192V193H189ZM141 193V194H140ZM189 193V194H188ZM195 193V194H194ZM120 194V195H119ZM124 194V193H123ZM140 194V195H139ZM145 194H148L147 196L145 195ZM185 194V195H184ZM188 194V195H187ZM198 194V195H197ZM106 195V201H105V203H107L106 205L104 204V202L103 203H101V200H105V198H104V196ZM113 195H115L114 196V198L112 199V197H113ZM23 196V197H22ZM25 196V197H24ZM111 196V197H110ZM118 198H117V197ZM146 196V197H145ZM181 196V197H182ZM187 196V197H186ZM195 196V197H194ZM109 197V198H108ZM139 197V198H138ZM144 197V198H143ZM24 198V199H23ZM141 198H143V199H141ZM145 198H147V199H145ZM23 199V200H22ZM121 199V198H120ZM119 199V200H120ZM145 199V200H144ZM164 199H165V201H166V203L168 202V204H170V202L167 200V197L166 196H164ZM117 200V201H116ZM124 200V199H123ZM136 202H135V201ZM140 200V201H139ZM144 200V201H143ZM23 201H26L25 203L23 202ZM28 201V202H27ZM110 201V202H109ZM117 202L116 204H113V202ZM122 201V200H121ZM131 201V202H130ZM187 201V200H186ZM135 202V203H134ZM140 202L142 203V205L140 204ZM129 203V204H128ZM131 203V204H130ZM139 203V204H138ZM144 203V204H143ZM24 204L25 205H27V206H24ZM133 204L135 205V208H136V210L134 209V207L133 208H131V206H133ZM146 204V205H145ZM23 205V206H22ZM116 205V206H115ZM128 205V206H127ZM131 205V206H130ZM136 205H138V206H136ZM139 205H141L140 207H139ZM144 205V206H143ZM150 205V206H149ZM118 206V207H117ZM142 206L144 207V209L142 208ZM19 207H20V209H19ZM23 207V208H22ZM115 207V208H114ZM148 207V208H147ZM117 208V209H116ZM131 209V211L129 210V209ZM139 208H141L140 209V213H139ZM151 208V209H150ZM19 211H18V210ZM117 211H115V210ZM147 209V210H146ZM197 209V208H196ZM145 210V211H144ZM5 211V212H4ZM8 211V212H7ZM18 211V212H17ZM144 211V212H143ZM17 212V213H16ZM143 212V213H142ZM149 212V211H148ZM134 213H135V215H134ZM116 214V215H115ZM132 214H133V216H132ZM12 215V216H11ZM16 215H17V217H16ZM19 215V216H18ZM139 215V216H138ZM223 215H227L225 212L223 213ZM13 216H14V218L16 219V220H18V218L20 219V220H18V221H21V225H22V223H23V225L22 226H18V231H20V232H29V233H35V234H38L40 237L41 236H43L44 234H45V232H47L46 234H48V232H49V234H50V237H52V239L53 238H55L54 240H53V242L51 243V244H48V243H50V241H46V240H40V239H42V238H40L38 241H35V242H30V241H27V240H23L22 238H20L19 236H17V234L13 231V230H11V233H10V230H9V228L11 227V226H9V225H14L15 224V222H16V220L15 219H13ZM127 216H132V217H127ZM138 217V218H136V217ZM23 218L22 220H21V218ZM224 218H225V216H223ZM13 219V221L11 220V219ZM126 218V219H125ZM132 218H135V219H132ZM120 219H125V220H123V223L122 224H120ZM130 221V222H132V221H134V220H136V221H134V222H132V223H130L128 220ZM132 219V220H131ZM3 222H2V221ZM10 220L12 221V222H10ZM128 222H127V221ZM24 221V222H23ZM10 223V224H7V223ZM47 222V223H46ZM119 224H118V223ZM125 222V223H124ZM136 222V223H135ZM2 223V224H1ZM6 225H4V224ZM129 223V224H128ZM134 223V224H133ZM50 224V225H49ZM126 226H124V225ZM129 226H128V225ZM131 224H133L132 226H131ZM20 225V224H19ZM25 225H26V227H25ZM118 225H120L121 227H123V228H121L120 226H118ZM123 225V226H122ZM139 225L141 226V228L142 229H144V226H142L143 224L142 223H140V221H139ZM50 226V227H49ZM117 226V227H116ZM203 226V227H202ZM5 227H6V229H5ZM23 227L25 228V229H23ZM46 227L48 228V229H46ZM116 227V228H115ZM118 227L120 228L119 230H118ZM127 227H128V229H127ZM169 227V226H168ZM208 227V226H207ZM206 227V228H207ZM234 227V229H232ZM42 228H44V229H42ZM49 228H50V231H49ZM52 228V229H51ZM224 228V229H223ZM231 230H230V229ZM124 229V230H123ZM126 229V230H125ZM216 229V228H215ZM222 229H223V231H222ZM226 229V230H225ZM30 230V231H29ZM44 230H45V232H44ZM131 230V231H130ZM206 230V232H204ZM210 230H211V232H210ZM221 230V231H220ZM225 230V231H224ZM232 230H234V231H232ZM52 231V232H51ZM126 233H128V234H126V236L124 235V233L125 232ZM207 231H208V234H207ZM226 231H228V233L226 232ZM42 232L44 233L43 235H42ZM119 234H118V233ZM205 233L204 235H203V233ZM209 232L211 233L210 235H211V237H212V234H214L213 232H215L216 233V235H217V237H218V235L220 234L222 237H223V239H222V237L221 236H219L221 239H220V242H219V239L218 238H216V236H215V234L213 235V237H212V239H211V237H210V235H209ZM223 232V234H225V235H223V234H221ZM231 232H232V234H231ZM234 232L236 233L235 235H233L234 234ZM13 233H15V235H13ZM156 233V234H155ZM202 233V234H201ZM121 234H123V235H121ZM130 234V235H129ZM153 234V235H152ZM229 235V237H228V235ZM54 237H53V236ZM128 235V236H127ZM150 235H151V237H150ZM203 235V236H202ZM206 235V236H205ZM209 235V237H207ZM226 235H227V237H228V239H227V237H226ZM232 235H233V237L234 238H236V240L232 237ZM120 238H119V237ZM130 236V237H129ZM156 236L158 237L157 239H156ZM200 236H202V238L203 237H205V238H203V239H201V237ZM239 238V236H240V238L241 239H239L238 240V238ZM261 236H262V239H261ZM16 237V238H15ZM124 237V238H123ZM126 237V238H125ZM127 237H128V240L129 241H132V242H129V241H127V243H126V241H125V239H127ZM141 237V236H140ZM208 239H207V238ZM216 238V239H215ZM230 238H233L232 239V241H233V243H235L234 244V246L233 245H231L232 244V241H231V239ZM130 239H132V240H130ZM142 239V240H141ZM206 239V240H205ZM214 239H215V241H214ZM55 240H56V243H55ZM122 240H124L125 241V243L126 244H124V241H122ZM156 242H155V241ZM189 240V241H188ZM213 240V241H212ZM226 240V241H225ZM231 241V244H230V241ZM245 243V247H241V245L243 246V244L244 243H242V241ZM25 243H24V242ZM43 241V243H41ZM45 241V242H44ZM145 241H150L149 242V244L147 243V242H145ZM161 241H162V244H164V245H161L160 244V247H158V245H159V242L161 243ZM187 241H188V243H187ZM213 243H212V242ZM216 241H218V244H217V242ZM228 241V242H227ZM238 241V243L236 244V242ZM259 241V242H258ZM263 242L262 244H261V242ZM23 242V243H22ZM27 242V243H26ZM29 242V243H28ZM39 242L41 243V244H39ZM46 242H48V243H46ZM154 242V244L152 245V243ZM164 242V243H163ZM189 242H191V243H189ZM215 242H216V244H215ZM31 243V244H30ZM45 243V244H44ZM130 243V244H129ZM132 243V244H131ZM166 243H168V244H166ZM193 243V244H192ZM225 243V244H224ZM228 243V244H227ZM259 245H258V244ZM36 244H38V245H36ZM44 244V245H43ZM52 244H54V245H52ZM120 244V245H119ZM129 246H128V245ZM147 246H146V245ZM150 244L152 245V246H150ZM156 244V245H155ZM158 244V245H157ZM214 244V245H213ZM226 244L228 245V246H226ZM248 244V245H247ZM250 244V245H249ZM123 245H124V247H123ZM141 245H143V246H145L144 248H143V246H141ZM168 245H170V246H168ZM186 245V246H185ZM188 245V246H187ZM191 245H192V247H191ZM211 245H213V247L214 248H211L212 246ZM219 245V247H223V249L222 248H219V247H216L215 248V246H218ZM257 247H256V246ZM263 247H262V246ZM119 246V247H118ZM156 246V247H155ZM163 246H165V247H163ZM168 246V247H167ZM185 246V247H184ZM197 247L204 255H202L201 256V258L202 257H204L203 258V262H202V260L201 261H199L198 259L200 258V254H202L199 250H197V249H194V247ZM235 246H238V247H235ZM128 247H130V248H128ZM148 247H150V249H148ZM155 247V251L153 250V248ZM166 247L168 248V249H166ZM172 247V248H171ZM182 247H183V249H182ZM189 247V248H188ZM225 247H229V248H225ZM235 247V248H234ZM249 247V248H248ZM256 247V248H255ZM261 247V248H260ZM59 248V249H58ZM142 248H143V250H142ZM146 248V250H147V253H146V250H144ZM152 248V249H151ZM165 248V249H164ZM170 248V249H169ZM174 248H175V250H174ZM176 248H178L177 249V251H176ZM181 248V249H180ZM188 248V250H186V249ZM191 248V249H190ZM209 248H211L210 250H209ZM227 249L226 251H225V249ZM253 248H254V251H253ZM163 249V250H162ZM181 250V252H183V251H185V252H183V253H178V252H180V250ZM185 249V250H184ZM217 250V251H215V250ZM219 249L221 250V251H219ZM245 249V250H244ZM249 249V250H248ZM261 249V250H260ZM57 250V251H56ZM59 250H60V252H59ZM132 250H135V251H137V253L135 252V251H132ZM149 250H152V251H149ZM167 250V251H166ZM169 250H171V251H173V252H169L168 253V251ZM195 252H198L199 254H197V253H195ZM247 250V251H246ZM260 250V251H259ZM130 251V252H129ZM132 251V252H131ZM192 251V252H191ZM204 251H206L207 252V254H206V252H204ZM212 251V252H211ZM215 253H214V252ZM219 251V253H216V252H218ZM249 251V252H248ZM258 251V252H257ZM135 252V253H134ZM138 252H143L142 253V255H141V257L139 256V254H138ZM153 253L154 255H150L151 253ZM157 252H158V254H157ZM160 252V253H159ZM166 252V253H165ZM176 252V254H174ZM189 253L188 255L187 254H185L184 255V253ZM150 253V254H149ZM194 253V254H193ZM211 253H212V256H210L211 255ZM260 253V254H259ZM59 254V255H58ZM67 254V255H66ZM138 254V255H137ZM145 254V255H144ZM149 255L148 257H147V255ZM168 254V255H167ZM172 254V255H171ZM178 254V255H177ZM179 254H180V257H179ZM181 254H182V256H181ZM195 254H197V256L199 257H197ZM208 254H210L209 256H208ZM64 255V256H63ZM66 255V256H65ZM132 255H133V257H135L134 258V260H133V257H132ZM159 255V256H158ZM195 255V256H194ZM206 255V256H205ZM62 256V257H61ZM137 256V257H136ZM139 256V257H138ZM157 258H156V257ZM66 257H68V258H66ZM145 259H143V258ZM197 257V258H196ZM218 257H220V259L218 258ZM61 258V259H60ZM65 258V259H64ZM142 258V259H141ZM205 258H207V262H206V260H205ZM208 258H209V260H210V262L208 261ZM219 259V261H216V260H218ZM150 259V260H149ZM136 260V261H135ZM205 260V261H204ZM152 261V262H151ZM154 261V262H153ZM160 261H161V263H160ZM183 261V262H182ZM231 261V262H230ZM263 261V262H262ZM133 262V264H135ZM151 262V263H150ZM178 262V263H177ZM218 262V263H217ZM230 262V263H229Z\"/></svg>",
    "mask_w": 264,
    "mask_h": 264
}]
</instances>
